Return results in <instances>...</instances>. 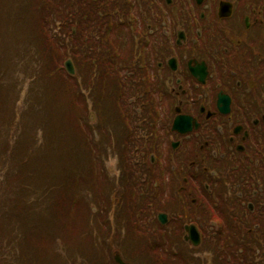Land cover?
I'll list each match as a JSON object with an SVG mask.
<instances>
[{
  "label": "flooded vegetation",
  "instance_id": "1",
  "mask_svg": "<svg viewBox=\"0 0 264 264\" xmlns=\"http://www.w3.org/2000/svg\"><path fill=\"white\" fill-rule=\"evenodd\" d=\"M121 5V27L95 53L122 55L109 82L135 89L144 110L149 247L168 248L174 264H264V0ZM180 114L184 132L173 128Z\"/></svg>",
  "mask_w": 264,
  "mask_h": 264
},
{
  "label": "trees",
  "instance_id": "2",
  "mask_svg": "<svg viewBox=\"0 0 264 264\" xmlns=\"http://www.w3.org/2000/svg\"><path fill=\"white\" fill-rule=\"evenodd\" d=\"M58 1L60 2V0L36 1V7H39L42 4V7H44L49 13L47 22L40 23V25H43V23L45 24L44 26L46 27V29H44V32L46 36H49L47 33L49 31L48 27H50L51 30L54 31V36L56 34V29L52 27V23L49 22V18L58 23L59 13H63L61 14V17L62 15L67 16V18L61 21V24H64L62 27L63 31L66 33V35H70L73 23L82 24V26H80L82 34L80 36L82 37L83 41V35L87 34L86 31H84L85 24H83V15L85 13H88L89 10H92V0L90 2L84 1V7H77L75 9L74 15L72 14L70 17L69 13L66 11L67 7L65 9L63 6H60V4L57 3ZM64 13L66 15H64ZM16 18V21L21 24L23 21L21 12L18 11L16 13ZM36 23L37 21L33 22L32 25L33 37L26 38V41H23L21 43V47H23L24 50L23 54L21 53L22 57L20 58V66L22 67L25 64L29 66L31 65V60L29 57H27L28 55H30L32 58V68L30 72H34V77L42 78L48 76V73L44 74V68L46 66L52 65L53 68H55L56 66L57 73L60 72L59 78H64V80L68 81L70 79V76H64V71L61 70L59 65L57 66L58 60L61 57L60 55L56 54L57 56H52L49 62L43 60L44 58H48V54L45 53L46 49L44 47V44L41 42L39 31L36 30ZM77 41H79V39ZM94 63H96V61H93L88 69L91 71L92 76L99 75L100 80L103 79L105 84L102 88L108 92V77L111 73L104 71L105 63L101 60V58L96 64ZM69 82L73 83L72 77ZM91 83V79L89 80L88 78V85H91ZM98 84L99 83H97L96 88L100 89L98 87ZM14 85L17 86L15 87L16 94L24 90L21 84H19L18 82ZM28 90L29 89H26L25 92L27 93V95H35V89H30L29 91ZM101 97H104V93L101 94ZM74 98L75 89L73 90L71 97L72 107L75 110H79L81 112L78 114V116H85L84 114L86 113V111L79 109L80 102L83 101L80 100L74 102ZM98 100L99 101L96 102V109L98 110V115L103 120L104 127L99 124V127L102 128L101 130H99L97 126L95 127L89 122V126L87 125V127H89L88 133L93 135V131L97 132L98 137L95 140L96 151L103 150V153L106 152L109 154L110 151L117 148V151L121 150L127 153L126 148H120L117 138H113L111 134L117 132L121 138L127 139V134L125 133V131H128L129 129L131 134L134 135V137L137 139L139 135L137 126L134 128L132 127L133 122L135 123L137 120L136 116L130 110L126 111L125 108L128 107V104H124V106L120 107V105L116 102L112 104L109 103L107 101V98H103V100L105 101H102L101 99ZM29 102L30 99H27L24 96L22 106H29ZM108 115L114 116V119L110 120L108 118ZM27 118L28 116L24 115V112L20 113L19 116L16 115L15 108V113L11 118H9L8 120L0 121V135L5 138L3 139V146L0 149V199L1 194L6 191H9L12 194V198H7V201L1 202L0 200V216L3 219H12L13 215H16L17 218L24 219L26 218L27 211L35 212L36 209L43 211L45 208H50L54 212V219L58 220L59 217L56 216V214L61 213V215H63V210H65L66 217L64 219V229L60 228L54 234H49L47 231V229L49 228L50 220H48L47 222H44V220H42L41 218L32 220V223L39 230L40 236H43L45 238L46 243L50 248L49 250L54 253L56 257L55 259L58 258V260H55V264H77L78 262V264H102V262H100L96 258H100L102 261H104L105 258L106 264H116L111 255L108 256V252L104 250L99 251L101 248L105 247V245L107 244V239L109 237L108 231L105 230V225H103L104 222L107 223L106 218L103 217L102 221H98V219L96 218L98 213L109 214L112 212L116 215L115 219L117 223L116 225H114V227H117V230L121 229V233L122 227H124V233L120 237L125 241V245L130 246L131 244H134L137 247H140L142 251L148 248L150 244L149 242H152L153 235H148V232L146 231V237H143V231L141 235L138 233V231L135 232V229L140 228L139 222L143 218V216L139 214V207L137 205L139 203V194L137 191L134 193L133 191L131 192L130 188H127L126 190L128 197H125L121 189L117 188L116 195L113 198L111 195L113 189H115V185L111 184L109 187L108 184H105L102 185L98 190V196L90 198L89 201L90 203H92L91 205L88 204V198L86 196L83 198V194H81V192L80 196L78 195L80 198L77 200V202L75 201L74 196L69 200L67 196V194L70 192V190L68 189V187H70L69 185H76L75 183L79 181L81 177L79 175H75L70 178L67 169L74 167L77 164L76 159H78L81 163L80 156L73 155L71 162L68 165L64 166L63 173L65 176L63 186L60 187L58 184H54L49 185L45 188H41L39 185H37V188L33 185L30 187V184L32 183L29 181L32 180L33 177L27 175L29 173L27 172V170L29 169V163L32 156L29 154L25 155V152L22 153V151L23 149H25V147L26 151H38V149L45 147L47 143L51 144L59 137L54 136L53 132L60 131L61 125L59 122H57L56 127L54 129L49 128V134H45L42 132L43 128L38 126L33 127L32 125L31 129L26 130ZM86 120L87 119H85V122ZM20 126L21 130L18 134V140L15 135L19 132ZM74 132L78 135L81 134V132ZM107 134H109V138L107 137ZM91 138L94 139L93 136H91ZM107 138L109 140L105 141L104 144H102V142ZM60 139L63 143H67L72 140V137L70 136L69 138L63 139L60 136ZM22 140H25L24 144H22ZM125 143L126 140L122 142V144ZM138 154H140V152L136 150V153H133L132 155H134V157H138ZM73 161L75 162V165ZM82 166L87 167L88 175L94 176L95 174H98L93 170L94 167L93 165L89 164V162L83 164ZM12 183H14V188H12ZM18 191L19 195L16 196ZM52 194H63L62 198L65 199L67 203L61 204L55 202ZM32 196H34V200L30 202L29 199ZM19 204L22 205L20 208H18ZM94 206L96 207V211H93ZM82 218V222L85 223V232L78 229L75 230L70 226L71 224H73V221H77ZM136 226L139 228H137ZM13 231L14 227L8 225V229L3 233L10 234L13 233ZM31 234L34 238H36V234L33 229H31ZM70 237H73L75 242L78 240L79 245L84 248L83 250L81 249L79 251L80 255L77 259H70L67 257V254L69 253V247L73 244L69 243L68 241ZM5 239V236L0 235V264H8V262H10V264H34L33 261L23 258L20 255L21 252L19 254H16L12 240L6 241ZM110 251L111 249L109 250V253ZM140 258L144 261L148 259L147 256L142 255ZM107 259L110 261H108ZM27 260H29L30 262H27Z\"/></svg>",
  "mask_w": 264,
  "mask_h": 264
},
{
  "label": "rangeland",
  "instance_id": "3",
  "mask_svg": "<svg viewBox=\"0 0 264 264\" xmlns=\"http://www.w3.org/2000/svg\"><path fill=\"white\" fill-rule=\"evenodd\" d=\"M36 1L37 0H0V121L11 118L14 115L16 108V115L19 116L20 113L24 112V115L28 116L26 130L31 129L33 125V127L38 126L43 128L42 132L49 134V128L54 129L57 122H59L61 130L53 132L54 136L59 137L51 144L47 143L45 147L38 149V151H26V147L22 151V153L25 152V155L29 154L32 156L29 163V169L27 170V172H29L27 175L33 177L32 180L29 181L32 183L30 184V187L33 185L37 188V185H39L41 188H45L54 184H58L60 187L63 186L65 176L63 173L64 166L71 162L73 155H78L81 156V163L78 159H76L77 164L75 165V162L73 161L75 166L68 168L67 171L70 178L75 175H79L81 177V184L77 186L69 185L70 187H68V189L70 192L67 196L70 200L73 196H80L81 192V194H83L82 196H86L88 198L87 202L91 205L92 203L89 201L90 198L98 196V190L102 185L108 184L110 187V185L115 182L114 174L118 173L117 160L113 157L108 159V153H103V150H100L97 154V162L99 164L95 168L97 169L98 174L97 176L88 175L87 167L82 165L89 162L90 155L87 151L90 149V146H85L86 139L83 137L82 131L80 135L74 132H78V123L74 116L76 112H79V110H75L72 107L71 97L73 93L72 88L74 86H78V83L69 82L71 77L68 81L64 80V78H59L60 72L57 73L56 66L53 68L52 65L44 68V74L48 73V76L42 78L34 77V72H30L32 68V58L30 55L27 57L30 58L31 65L29 66L25 64L22 67L20 66V58L22 57L21 53L23 54L24 50V48L21 47V43L26 41V38L33 37L32 25L35 21H37L35 24L36 30L39 31L41 42L44 44L46 49L45 53L48 54V58H42L43 60L49 62L52 56L54 57V55H60L61 57L58 60L57 66L59 65L61 68L64 60L73 56V53L68 51L73 39L72 34L70 33V35L67 34L59 37L63 27V25L59 23V20H62L61 14L63 13H59L58 23L49 18V22L52 23V27L56 29V34L54 36V31L48 27L49 31L47 33L49 36H46L44 32V29H46L44 23L47 22L49 13L44 7H42V4L39 7H36ZM68 2L71 3L73 7L77 3V0H60V2L58 1L57 3L65 9L67 7V12L70 13L67 5ZM81 7H84V5ZM18 11L21 12L23 16L21 24L16 21V13ZM64 15L66 14L64 13ZM41 22H44L43 25H40ZM88 28L89 27H84L87 31ZM78 32H80V30L76 31L77 34ZM77 57L79 58L80 55L78 54ZM61 70L65 71L64 69ZM63 75L66 76L68 73L65 71L63 72ZM17 82L21 84L24 89L18 94H16L15 90V87L17 86L14 85ZM26 89H35V95H27V93H25ZM24 96L25 98L30 99L29 106H22ZM85 107L87 108L88 105H85ZM79 109L81 110L80 107ZM86 110L88 111V109ZM89 112L93 111L89 110ZM108 118L112 120L114 119V116L108 115ZM88 122L95 127L99 124L98 117L95 114L91 120L87 121V123ZM20 130L21 126L19 132L15 135L18 140ZM60 136L63 139L71 136L72 140L67 143H63ZM3 139L5 138L0 135V149L3 146ZM105 141H107V139L104 140L102 144H104ZM24 143L25 140H22V144ZM91 165H93V163H91ZM12 184V188H14V183ZM17 195H19V191L16 196ZM52 195L55 202L61 204L67 203V201L62 198L63 194ZM7 198H12V194L9 191L2 193L0 200L1 202H5L8 200ZM33 200L34 196L30 197L29 201L32 202ZM21 206L22 205L19 204L18 208ZM56 216L59 217L58 220L54 219V212L50 208H45L43 211H40L39 209H36L35 212L27 211V219H19L16 215H13L12 219H3L0 216V235L5 236L6 241L12 240L16 254L21 252L20 255L23 258L33 261L34 264H55V260H58V258L55 259L56 257L54 253L49 250L50 248L46 243L45 238L40 236V232L32 223V220L38 218H41L44 222L50 220L47 231L49 234H54L60 228L64 229L66 211L63 210V215L58 213ZM103 217L107 218L109 223H111L112 220L113 222L116 221L112 214L98 213L96 216L98 221H102ZM82 221L83 218L73 221V224L70 226L75 230L78 229L85 232V223ZM8 225L13 226L14 231L13 233L5 234L3 232H6ZM103 225L106 226L105 230L109 229V225L106 222H104ZM31 229L34 230L36 238L32 236ZM68 241L73 244L69 247L67 257L70 259H77L80 255L79 251L84 248L79 245L78 240L75 242L73 237H70ZM106 245L99 251L104 250L108 252V256L111 255L112 250L115 248H122L124 253L128 250L130 252L135 249L134 244L124 246L112 238L107 241ZM110 249L111 251L109 253ZM178 250L180 251V254L184 251H189L188 247L183 244L179 246ZM153 253L159 255L160 257L165 258L166 256L169 258L167 252L163 254L161 247L159 246L158 249L153 251L150 247H148L143 251L141 250V253H133L134 261L139 263L137 260L138 257L135 255L147 256L150 259L153 257ZM160 253H162V255H160ZM96 259L102 262V264H106L105 258L104 261L100 258ZM152 259L155 258L153 257ZM29 260H27V262H30ZM148 263L152 264L150 262H147V264ZM155 263L158 264L156 259ZM8 264H10V262H8ZM167 264H170V262Z\"/></svg>",
  "mask_w": 264,
  "mask_h": 264
},
{
  "label": "water",
  "instance_id": "4",
  "mask_svg": "<svg viewBox=\"0 0 264 264\" xmlns=\"http://www.w3.org/2000/svg\"><path fill=\"white\" fill-rule=\"evenodd\" d=\"M66 66H67V68H68V70H69L70 72H73V70H72V66H71V64H70L69 61L66 63ZM115 258H116V261H117L119 264H129V263H126V262L122 261V259L120 258L119 255H116Z\"/></svg>",
  "mask_w": 264,
  "mask_h": 264
}]
</instances>
